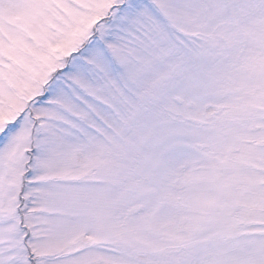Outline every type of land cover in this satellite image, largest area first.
Returning <instances> with one entry per match:
<instances>
[{
  "label": "snow or ice",
  "instance_id": "1",
  "mask_svg": "<svg viewBox=\"0 0 264 264\" xmlns=\"http://www.w3.org/2000/svg\"><path fill=\"white\" fill-rule=\"evenodd\" d=\"M0 264H264V0H0Z\"/></svg>",
  "mask_w": 264,
  "mask_h": 264
}]
</instances>
